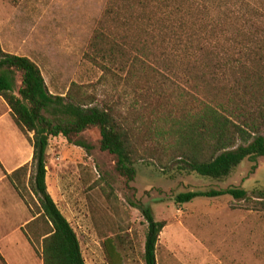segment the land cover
<instances>
[{
	"label": "trees",
	"instance_id": "1",
	"mask_svg": "<svg viewBox=\"0 0 264 264\" xmlns=\"http://www.w3.org/2000/svg\"><path fill=\"white\" fill-rule=\"evenodd\" d=\"M207 10L208 0H108L86 56L103 78L122 80V92L95 104L75 97V84L65 95L50 93L32 59L0 46V96L33 147L30 166L8 178L31 213L38 214L32 223H38L37 240L43 237V264H86L75 230L47 190L51 138L62 136L87 152L109 153L115 173L126 182L134 180L135 165L143 160H157L164 172L174 168L180 175L222 181L243 160L264 157V27L252 24L241 31L236 26L224 36V27L209 25ZM227 70L242 93L226 108L221 95ZM172 77L200 95L195 110L171 104L170 92L186 103L191 96L175 82L168 84ZM91 128L100 134L96 145L73 139ZM225 195L242 202L243 209L264 212V189L186 191L174 202ZM133 206L147 221L144 263L157 264L156 244L166 223L154 218L150 206ZM103 245L112 264L121 261L113 239Z\"/></svg>",
	"mask_w": 264,
	"mask_h": 264
},
{
	"label": "rangeland",
	"instance_id": "2",
	"mask_svg": "<svg viewBox=\"0 0 264 264\" xmlns=\"http://www.w3.org/2000/svg\"><path fill=\"white\" fill-rule=\"evenodd\" d=\"M107 1L0 0V46L32 59L52 94L65 95L75 84L72 94L83 102L95 104L104 95L116 98L122 80L103 78L86 56ZM207 11L209 25L224 27V36L236 26L241 31L252 24L264 27V0H208ZM212 43L216 45L215 39ZM172 82L191 96L186 103L170 92L171 104L195 110L196 90L178 77L167 80ZM234 83L227 70L221 95L226 108L242 93ZM253 104L249 101L250 110ZM99 137L91 128L73 139L94 146ZM47 154L48 193L75 230L86 264H112L103 245L107 239L114 240L121 256L116 264H145L147 221L135 203L150 206L154 218L166 223L156 244L157 264H264V212L243 209L242 202L228 195L174 202L186 191L264 189V157L257 159L255 170L253 161L243 160L222 181L180 175L174 168L164 172L157 160H143L135 165L134 180L126 182L115 173L113 156L97 148L87 152L58 136L50 139Z\"/></svg>",
	"mask_w": 264,
	"mask_h": 264
},
{
	"label": "crops",
	"instance_id": "3",
	"mask_svg": "<svg viewBox=\"0 0 264 264\" xmlns=\"http://www.w3.org/2000/svg\"><path fill=\"white\" fill-rule=\"evenodd\" d=\"M32 153L31 143L13 123L0 96V264H43V237L37 240L38 223H32L38 214L31 213L8 178L22 166H30Z\"/></svg>",
	"mask_w": 264,
	"mask_h": 264
}]
</instances>
